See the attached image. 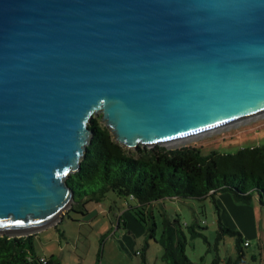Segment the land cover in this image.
Returning a JSON list of instances; mask_svg holds the SVG:
<instances>
[{"label":"water","instance_id":"95a60500","mask_svg":"<svg viewBox=\"0 0 264 264\" xmlns=\"http://www.w3.org/2000/svg\"><path fill=\"white\" fill-rule=\"evenodd\" d=\"M97 113L134 150L264 119V0H0L1 236L76 203Z\"/></svg>","mask_w":264,"mask_h":264},{"label":"trees","instance_id":"16d2710c","mask_svg":"<svg viewBox=\"0 0 264 264\" xmlns=\"http://www.w3.org/2000/svg\"><path fill=\"white\" fill-rule=\"evenodd\" d=\"M89 127L93 135L80 169L67 178L76 202L69 211L84 215L86 203H99L112 192L138 215L147 237L154 238L156 224L150 206L165 198L203 200L230 192L236 201L248 203L257 194L264 206V145L240 148L235 153L211 151L206 155L195 145L139 147L129 151L102 124L101 114L90 119ZM161 216L157 243L162 248V260L165 264H194L185 254L186 239L179 221ZM218 225L215 244L225 233L236 237L235 258L226 259L224 264H244L243 247L247 242L240 232L229 230L220 220ZM189 229L192 236L197 235L193 225ZM34 236L0 235V264H60L54 256L36 254ZM220 262L216 255L210 264ZM142 264H146L144 256Z\"/></svg>","mask_w":264,"mask_h":264},{"label":"rangeland","instance_id":"374dc122","mask_svg":"<svg viewBox=\"0 0 264 264\" xmlns=\"http://www.w3.org/2000/svg\"><path fill=\"white\" fill-rule=\"evenodd\" d=\"M184 145L198 146L204 155L211 151L235 153L240 148L261 146L264 145V119L204 135L179 146ZM85 209L84 215L68 211L55 225L34 234L36 254L54 256L60 264H142L143 256L146 264H165L162 248L157 243L161 214H165L170 220L179 221L186 239L185 254L194 264H210L216 255L221 259L220 264L235 258V235L225 233L215 244L218 220L229 230L240 232L247 242L243 247L244 264H264V206L260 205L257 194L248 203L236 201L230 192H220L203 200L165 198L155 202L150 206L156 224L154 238L147 237L138 215L112 192L99 203H86ZM191 225L197 233L195 236L191 235ZM136 251L140 254H135Z\"/></svg>","mask_w":264,"mask_h":264},{"label":"bare ground","instance_id":"6f19581e","mask_svg":"<svg viewBox=\"0 0 264 264\" xmlns=\"http://www.w3.org/2000/svg\"><path fill=\"white\" fill-rule=\"evenodd\" d=\"M188 141H190V140H188ZM188 141H183V142L178 143V144H176V145H166V144H165V145H166L168 148H169V147H172V148H173V147H176V146H179V145H183V144L187 143ZM162 145H164V144H162Z\"/></svg>","mask_w":264,"mask_h":264},{"label":"built area","instance_id":"2783aa9c","mask_svg":"<svg viewBox=\"0 0 264 264\" xmlns=\"http://www.w3.org/2000/svg\"><path fill=\"white\" fill-rule=\"evenodd\" d=\"M135 254H140V252L136 251ZM43 262L45 261L43 258L41 259Z\"/></svg>","mask_w":264,"mask_h":264},{"label":"crops","instance_id":"0c3cea01","mask_svg":"<svg viewBox=\"0 0 264 264\" xmlns=\"http://www.w3.org/2000/svg\"><path fill=\"white\" fill-rule=\"evenodd\" d=\"M162 201H163V200H162ZM162 201H161V202H162ZM140 233H141V230H140ZM35 235H36V234H35Z\"/></svg>","mask_w":264,"mask_h":264}]
</instances>
